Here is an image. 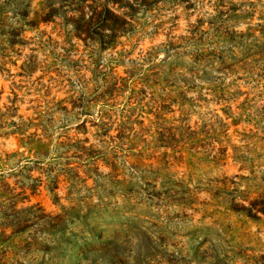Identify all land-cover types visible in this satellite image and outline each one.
<instances>
[{
  "label": "clouds",
  "instance_id": "1",
  "mask_svg": "<svg viewBox=\"0 0 264 264\" xmlns=\"http://www.w3.org/2000/svg\"><path fill=\"white\" fill-rule=\"evenodd\" d=\"M0 264H264V0H0Z\"/></svg>",
  "mask_w": 264,
  "mask_h": 264
},
{
  "label": "rangeland",
  "instance_id": "2",
  "mask_svg": "<svg viewBox=\"0 0 264 264\" xmlns=\"http://www.w3.org/2000/svg\"><path fill=\"white\" fill-rule=\"evenodd\" d=\"M262 49L261 48H258L257 49V54H259V52L261 51ZM257 75L259 76V75H261L260 73H257ZM247 99H248V97H243V99H242V103L244 102V101H247ZM166 106L165 105H161V110L163 111L164 110V108H165ZM221 111H223V110H221ZM147 115H149V116H152V112H151V110H149L148 111V113H147ZM158 115L159 114H157L156 116H152V118L153 119H156L157 117H158ZM146 121H140V123H145ZM231 124H232V128L230 129V131H235L236 129H239L240 127H241V123L240 122H237V121H231ZM119 135V134H118ZM201 135L203 136V135H206V133H204L203 132V130L201 131ZM174 138V137H173ZM202 146V145H201ZM190 147H191V145H190ZM226 151L227 152H230L231 151V148H228V149H226ZM19 194V193H18ZM25 196H26V198L28 199V201L29 202H36L37 201V196L35 195V193L33 192V191H29L28 193H26L25 194ZM41 206H43V204L41 205Z\"/></svg>",
  "mask_w": 264,
  "mask_h": 264
}]
</instances>
